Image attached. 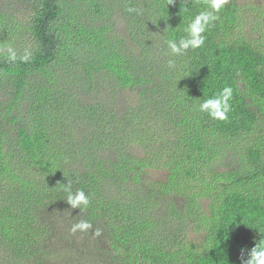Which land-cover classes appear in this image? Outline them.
<instances>
[{
  "label": "trees",
  "instance_id": "16d2710c",
  "mask_svg": "<svg viewBox=\"0 0 264 264\" xmlns=\"http://www.w3.org/2000/svg\"><path fill=\"white\" fill-rule=\"evenodd\" d=\"M9 1L27 9L23 25L15 15L0 14L5 39L0 87L10 82L14 93L7 104L14 108L0 120L3 264H54L52 258H61L54 227L38 221L37 214L45 202L67 204V180L73 191L89 195L88 208L78 210L101 227L113 264H241L242 250L246 259L264 239V185L261 192L251 185L264 178V146L244 150L250 172L246 167L215 173L205 155L214 139L236 143L264 134V47L237 33L243 0H229L204 46L180 57L168 55L166 42L183 38L190 17L205 10L208 0H174L169 6V0H147L145 11L134 16L137 31L130 35L146 50L141 58L133 55L127 38L122 51L105 54L111 48L108 39L94 23L75 26L71 17L77 10L67 0ZM77 38L91 41L95 55L100 52L93 62L82 63L81 73L89 79L103 74L138 96L121 117L112 118L98 105L83 109L80 98L68 93L70 73H78L81 62L68 40ZM17 43L18 57L31 53L27 62L8 59L4 49ZM170 58L176 60L174 69L167 66ZM227 86L233 97L226 121L199 111L203 99ZM163 91L175 93L176 110L185 109V115L175 125V142L158 147L161 140L151 130L156 114L168 111L153 105L158 106ZM163 171L165 178L150 180L153 172ZM200 201L208 202L203 211Z\"/></svg>",
  "mask_w": 264,
  "mask_h": 264
},
{
  "label": "rangeland",
  "instance_id": "374dc122",
  "mask_svg": "<svg viewBox=\"0 0 264 264\" xmlns=\"http://www.w3.org/2000/svg\"><path fill=\"white\" fill-rule=\"evenodd\" d=\"M146 2L147 0H67L68 5L77 10L71 17L76 23L75 26L81 23L86 27L94 23L102 34V38L108 39L111 48L105 52L107 55L122 51L124 38H127V41H131L130 35H133L137 31L134 30L136 26L133 21L134 16L145 11V6L148 5ZM241 3L244 4V7L237 33L242 37H246L254 45L264 47V0H243ZM16 4L17 2L15 1L0 0V14L7 13L6 17L9 18L15 15V18L22 19L21 25H23L24 11L27 9V6ZM73 4L77 7L79 6V8ZM97 5L100 6V11L97 10ZM128 7H134L138 11L134 14L129 13L127 12ZM3 34L4 32L0 26V45L5 41ZM26 40L27 43L32 45L30 37H26ZM68 42L71 44L73 53L80 57L78 61H81L79 63L80 72L70 73L68 93L80 98L79 101L84 105L83 109L87 105H98L99 108L108 112L112 118H118L127 112L132 102H135V105L137 104L138 96L135 93H132L129 89L115 87L110 79L101 78L103 74L94 73V78L89 79L86 77V73H81L84 67L82 63L93 62L96 59L95 56L100 53L97 52L95 55V48L91 41L77 38L73 43L71 40H68ZM129 45L134 56L143 57L146 51L144 50V46L132 41ZM19 46L20 44L17 43L12 48L17 52ZM7 49L5 48L4 50L7 52ZM1 57L3 56L0 52ZM158 61H160V56L156 57L154 63ZM148 62H151V59ZM13 94V87L10 82H6L0 87V120H3L14 108V106L7 107L8 101H12L13 99ZM174 94L173 92L168 94L166 91H163L156 98L157 102H159V107L153 105L156 111L166 109L168 111L167 116L156 114L158 118L155 121L156 127L151 130L152 132L155 130L161 140L158 142V147L161 143L165 145L170 141L169 145H172L175 142L173 140L175 125L180 124L185 115V109L176 110L178 105L175 102ZM26 109H28L27 104L22 105L21 110L26 111ZM150 125H152L151 121L148 126ZM8 126L9 124L6 123V128ZM148 126L146 128H149ZM10 134L11 136L15 135L14 132H10ZM206 146L209 147V151L206 153L205 158L207 162H210V168L213 172L233 174L234 170H244L246 167L248 172H250L252 165L245 158L243 152L255 146H264V134H259L252 139L248 137L236 143L227 138L214 139L206 144ZM102 155L110 158V153L108 155V152ZM165 177L166 172L164 171L153 172L150 180H161ZM251 185H254L257 192L263 191L264 178L257 177ZM175 201L179 206H182L184 203L180 198H175ZM169 202V197L163 199L161 201V210H164ZM207 203L200 201L202 211L206 209ZM41 218L54 227L53 234L56 238H54L53 243L57 245L58 251L63 254L59 259L53 260L52 258L51 261H54V264H113L106 255L107 245L100 231V226L94 224V228H91L87 233L77 232L76 234H72V225L84 220V214H81L78 209H72L66 203L55 205L54 203L45 202L37 214L38 221ZM97 229L101 233L99 236L94 235ZM6 261L7 257L0 254V264Z\"/></svg>",
  "mask_w": 264,
  "mask_h": 264
},
{
  "label": "clouds",
  "instance_id": "9594fccd",
  "mask_svg": "<svg viewBox=\"0 0 264 264\" xmlns=\"http://www.w3.org/2000/svg\"><path fill=\"white\" fill-rule=\"evenodd\" d=\"M229 0H208L205 10L200 11L195 16L190 17L187 27L184 29L186 35L179 39L167 40L168 55L170 57H180L188 53L189 50H196L204 46L206 41V33L217 21L221 19L220 13L228 4ZM174 0H169V5L173 4ZM182 4V12L187 13L189 9ZM138 10L134 7H128L127 12L136 13ZM171 28V27H169ZM166 28L164 31H167ZM8 59L11 62H16L20 59L22 62H27L31 58V53H25L18 57L16 51L9 47L7 49ZM167 66L169 69L176 67L175 59H168ZM233 97V89L230 86L224 87L221 91L211 97L205 98L199 104V111L206 113L211 119L218 121H226L231 111V100ZM63 191L66 193V202L72 209L85 211L89 204L90 198L83 190L73 191L72 182L67 180V184H63ZM93 227L92 223L87 220H81L71 227L72 234L77 232L87 233ZM101 233L97 229L94 235L99 236ZM241 264H264V239L255 244L253 248L247 251L245 259L244 250L241 253Z\"/></svg>",
  "mask_w": 264,
  "mask_h": 264
}]
</instances>
